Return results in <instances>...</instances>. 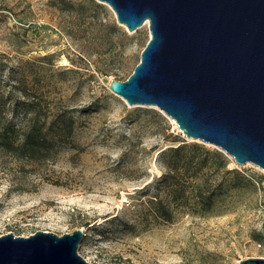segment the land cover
Segmentation results:
<instances>
[{"label":"rangeland","instance_id":"obj_1","mask_svg":"<svg viewBox=\"0 0 264 264\" xmlns=\"http://www.w3.org/2000/svg\"><path fill=\"white\" fill-rule=\"evenodd\" d=\"M100 1L0 0V93L14 100L22 87L73 120L44 161L21 164L0 148V234L81 228L77 252L91 264L264 257V171L188 138L156 105H129L108 87L131 72L149 31L144 22L128 30ZM181 143L183 159H206L196 182L206 179L216 192L208 206L191 185L179 197L163 177L188 174L165 168L170 154L159 156ZM156 200L168 218L154 214Z\"/></svg>","mask_w":264,"mask_h":264},{"label":"water","instance_id":"obj_2","mask_svg":"<svg viewBox=\"0 0 264 264\" xmlns=\"http://www.w3.org/2000/svg\"><path fill=\"white\" fill-rule=\"evenodd\" d=\"M102 1L128 30L147 19L149 31L131 72L108 87L129 105H156L187 137L264 171V0ZM83 234H0V264H91L77 252Z\"/></svg>","mask_w":264,"mask_h":264},{"label":"trees","instance_id":"obj_3","mask_svg":"<svg viewBox=\"0 0 264 264\" xmlns=\"http://www.w3.org/2000/svg\"><path fill=\"white\" fill-rule=\"evenodd\" d=\"M19 89L22 97L17 96L14 100L11 94L4 97L0 93V148L10 153L12 158L20 163L22 161L33 165L50 156L53 138H62L71 134L73 120L64 116L65 111L50 112L47 104L34 101L33 98H29L24 88L19 87ZM185 146L184 143L167 146L159 151V156L166 157L170 154L163 160L165 168L177 171L183 167L185 171H189L188 174L182 178H176L172 174L165 173L163 177L165 176L167 182L176 186L179 197L185 193L188 184L191 185L195 198L206 202L205 206H208L216 192L209 186L206 179H203L201 183L196 182L198 172L206 164V159L204 157L197 161L191 157L183 159L181 150ZM189 146L205 153L210 152L199 144L194 143ZM213 153L221 158L219 151ZM191 164H194V167H190ZM152 202L156 216L167 218L170 216V210L165 208L160 200Z\"/></svg>","mask_w":264,"mask_h":264},{"label":"bare ground","instance_id":"obj_4","mask_svg":"<svg viewBox=\"0 0 264 264\" xmlns=\"http://www.w3.org/2000/svg\"><path fill=\"white\" fill-rule=\"evenodd\" d=\"M100 2H102V1H100ZM108 6H110L108 3H106ZM148 23V20L147 19H145L144 20V23L143 24H147ZM171 120L174 122V124L176 125V123H175V121L173 120V118H171ZM188 138H192V137H188ZM195 139V138H194ZM151 164H152V166L153 167H155V164H154V160H151Z\"/></svg>","mask_w":264,"mask_h":264}]
</instances>
